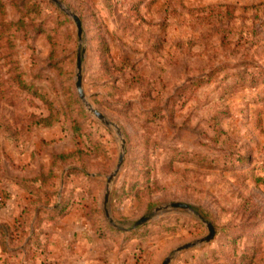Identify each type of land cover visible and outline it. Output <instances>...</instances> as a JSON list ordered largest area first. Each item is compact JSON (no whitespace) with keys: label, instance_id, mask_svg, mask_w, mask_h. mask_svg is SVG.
Instances as JSON below:
<instances>
[{"label":"rangeland","instance_id":"1","mask_svg":"<svg viewBox=\"0 0 264 264\" xmlns=\"http://www.w3.org/2000/svg\"><path fill=\"white\" fill-rule=\"evenodd\" d=\"M59 1L82 41L53 1L0 0V264H162L198 216L214 239L170 264H264V0ZM81 45L121 135L78 97Z\"/></svg>","mask_w":264,"mask_h":264},{"label":"water","instance_id":"2","mask_svg":"<svg viewBox=\"0 0 264 264\" xmlns=\"http://www.w3.org/2000/svg\"><path fill=\"white\" fill-rule=\"evenodd\" d=\"M51 1H53L55 4H57L64 13H66L68 16H70L73 19V21L76 25V28H77L78 39H79V41H82L83 30H82V24H81L79 17L75 13L70 11L69 9L65 8L59 0H51ZM84 53H85V48L82 47V45H81L79 47V52L77 54V65H76L77 74H76L75 86H76L78 97L82 101V103L86 107V109L91 114H93L96 118H98L104 125L114 126L117 129L118 134L121 135L120 129L114 123L109 122L99 111H97L94 107H92V105L90 104V102L88 101V99L84 93V90L82 87V62H83ZM121 142H122L121 143V152L119 154L115 170L107 178L106 192L104 195V212H105L106 218L108 219L110 224H112L114 227H117V225L115 224L114 219L112 218L107 205H108L109 198H110V185H111L112 181L114 180V178L117 176L119 170L121 169L123 162H124V158H125V141H124V139H121ZM168 209H183V210L192 211L191 207L188 204L180 203V202L170 203L164 207H157L154 209V211L152 212L151 215L140 218L134 224V228L138 227L140 225H143L144 223L149 221L151 219L152 215H154L160 211L168 210ZM198 217L207 226L208 234L205 237H203L197 241H194L191 243H186L184 245L177 247L168 257H166L164 259L162 264H170V262L174 258V256L179 254L180 252L192 249L198 245H203V244L209 243L210 241H212L214 239V237L216 235V230H215L214 225L210 221L203 218L202 216H198Z\"/></svg>","mask_w":264,"mask_h":264},{"label":"trees","instance_id":"3","mask_svg":"<svg viewBox=\"0 0 264 264\" xmlns=\"http://www.w3.org/2000/svg\"><path fill=\"white\" fill-rule=\"evenodd\" d=\"M76 102L78 103V101H76ZM43 120L44 121H49V117H47L46 119H43ZM61 158L65 159L64 156H62ZM38 192L39 191H36L35 194H37ZM46 197L49 198L50 196L49 195H46ZM39 200H41V196H38L37 197V201H39ZM21 224H22L21 229L22 230H25V224L23 222ZM225 229H226V227H224V228L222 227V228H220L219 231L225 230ZM10 230H11V227H10L9 224L3 223L2 225H0V241L3 240V245H5V239L7 237H10V235H11ZM215 230H216V227H215Z\"/></svg>","mask_w":264,"mask_h":264}]
</instances>
